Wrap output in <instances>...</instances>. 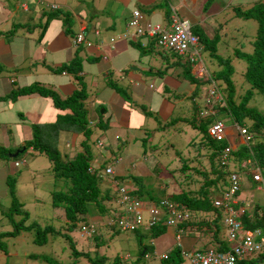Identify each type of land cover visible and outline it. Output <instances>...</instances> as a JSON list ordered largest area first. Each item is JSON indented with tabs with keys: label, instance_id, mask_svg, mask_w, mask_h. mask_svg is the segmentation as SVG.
I'll return each instance as SVG.
<instances>
[{
	"label": "crops",
	"instance_id": "crops-1",
	"mask_svg": "<svg viewBox=\"0 0 264 264\" xmlns=\"http://www.w3.org/2000/svg\"><path fill=\"white\" fill-rule=\"evenodd\" d=\"M2 1L4 3L0 1V22L13 20L10 22L11 28L15 23L16 26H20V30L16 29V32L13 31L11 35H6L8 29L0 28V145L15 151L20 150L31 139L30 126L35 125L40 130L42 145L57 151L60 150L61 155H66L69 158L75 153L81 152L79 144L83 139L82 134L75 127L68 125L69 110L56 109L49 98L41 97L37 93L18 96L13 101L5 99L11 91L16 89L38 86L54 92L60 100H63L78 89L76 82L80 81L86 90L83 109L86 111L87 120H90L88 116L92 115L94 122L100 120L101 123L109 124V128L106 130H97L100 137H97L95 142L100 141L104 145L102 153L89 148L92 166H101L106 160L110 161L111 155L115 154L113 152L110 155H105V138L107 147L110 148L116 144L119 137L125 138L127 143L126 135L129 130L136 129L138 131L137 133L129 132L133 135L129 137V140L132 139V141H135V138L143 130L142 124L131 118V112H128L123 106L122 99H119L118 94L115 93V97L112 94L113 90L105 84L107 77H110L117 86L126 92L131 91L129 92L131 95L133 91L134 93L136 90L141 91L140 87L143 86H147L149 89L147 87L146 89L158 97L157 92L168 91L167 87L176 89V85H185L182 88L183 93H180L182 95H188L194 89L193 85L191 87L184 79L180 78V70L176 66L174 68L167 66L169 65L167 61L164 64L166 65L165 74L162 73L163 75L160 77L154 71L148 75L149 79L147 80L141 75L144 71H151L146 66L147 60L158 51L152 48V43L149 41L144 42L145 45L141 46L140 40L133 36L132 30L130 34L128 33L127 29L129 28L126 24L133 10L140 13L141 25L145 23L166 25L169 23V17L175 14L178 19L186 20L191 24V32L193 29L206 39L217 36V33L214 32L218 30L216 27L218 22L223 15L226 17L227 14L233 12V9H248L261 3L264 10V0H105L104 2L102 0L101 5H98L100 2L95 5L97 0H91L88 4L86 0H76V3L57 0L52 4H47L46 1L35 0L32 3L31 0H23L16 7L11 5V0ZM81 3L82 6H80ZM8 6L12 7L11 10L7 8ZM52 6L57 8H52ZM35 7H37L36 10ZM32 8L34 13L26 16L29 9ZM15 9L21 10V12H17L21 16L16 13ZM55 11L56 15L49 17ZM64 14L68 19L66 20L69 24L68 32L64 31L63 27L65 18L62 15ZM5 19L7 20L3 21ZM122 25L121 31L119 28ZM99 26L105 30V40L100 36ZM89 30L92 31L88 32ZM88 33H91V37L87 36ZM114 35L117 36L114 38ZM77 36H81L82 41L74 45L72 41ZM134 43H138L145 53L140 55ZM74 56L80 60L81 71L77 74L79 80L71 74L59 70L60 66H67ZM159 58H162V54ZM127 66L132 67L128 73L125 71ZM111 74L117 75L119 79L117 80V77L112 79ZM166 74L170 78H166ZM122 80H126L124 85L120 84ZM99 81L102 83L101 90L96 89L92 93V90L98 88ZM112 95L113 97L109 101L108 96ZM128 97L131 100V96ZM173 103L175 100L169 104L165 103L164 114L171 112ZM140 125L141 127H139ZM224 134L227 144L232 145V148L242 144L240 137L236 143L233 142L231 128L225 126ZM26 152L35 156L40 155L33 152L30 147ZM124 156L130 155L126 151ZM118 158L120 159L118 163H114L112 160L107 163L113 170L114 180L116 177L134 176L135 173L141 175L138 173L141 167L136 168V166H141L143 161H147L149 155L146 157L145 154H141L135 162V173L133 170V173H130L126 165L122 164V159L119 156ZM133 163L131 162L130 165ZM12 166L14 167L13 164ZM0 167V181H3L7 176V167L4 164H0ZM122 184L127 188L133 186L125 178L122 180ZM0 186H2L1 183ZM99 189L104 195L108 192L109 198L113 193V186L108 181H101ZM236 198L237 200L241 199L239 193ZM249 212L246 211V215ZM210 219H206V224L199 228L197 226L182 228L184 229L182 233L185 236L181 235V247L184 251L192 252L189 250L196 246L201 249L207 247L216 249L219 246L218 242L227 246L219 221L216 238L213 233L214 226L212 229L210 228L213 224L208 223ZM164 231L167 232L165 235ZM174 234L173 228H164L162 233L156 237L157 239L154 238L152 251L156 257L169 256L174 247ZM158 237L167 239L162 248L160 247L163 238L157 242ZM156 263L161 264L162 261L158 260Z\"/></svg>",
	"mask_w": 264,
	"mask_h": 264
},
{
	"label": "rangeland",
	"instance_id": "rangeland-1",
	"mask_svg": "<svg viewBox=\"0 0 264 264\" xmlns=\"http://www.w3.org/2000/svg\"><path fill=\"white\" fill-rule=\"evenodd\" d=\"M0 1L3 2L2 0ZM20 1L23 0H11V5L13 7H16V5L20 3ZM31 1L32 3H34L35 0ZM38 1H46L47 4H52L57 0ZM68 1H73V3H76V0ZM86 1L88 4L91 0ZM101 1L102 0H97V2H95V5H97L98 2H100V4L98 5H101ZM104 1L105 0H103L102 2ZM82 3L80 6H82ZM7 8L10 9L12 7L8 6ZM33 8L29 9V12H27L26 16L34 13ZM36 8L37 7H35V10ZM52 8L57 7L52 6ZM15 11L16 13L21 12V10L17 11L16 9ZM17 14L21 16L20 13ZM224 17L225 16L223 15L216 26L218 27V30L214 32L215 34L217 33V43L215 44L216 51L214 52V54L217 55L218 58L220 57L222 59H230V64L233 68L230 76V81L233 82V85L235 87L234 100L235 102H238V96L243 93L246 87L245 84L242 83L241 76L244 70V62L240 59H235L233 51L239 50L245 53H250L251 46L249 42L251 43L254 40L257 26L254 20H241L236 17L234 12H230L225 18ZM6 20L7 19L3 21ZM12 21L13 20H11L10 22ZM10 22L1 21L0 28L2 30L8 29V33L20 30V26H16L15 23L13 24L14 27L11 28ZM118 22H120V20H118ZM98 29L100 31V36L105 40V30L102 28V26H99ZM119 29H121L122 31L123 25ZM91 31L92 30H89L88 32ZM127 31L129 34L131 33V29H127ZM193 32L194 31L192 29V33ZM87 36L91 37V33H88ZM116 36L117 35H114V38ZM161 53H163L162 58H159ZM201 58L205 66L204 67L202 65L201 68L203 71H205V73L206 69L208 73H214L215 71H218L220 69V67L217 65V60L212 58L207 51L205 52L202 50ZM165 61H167L169 64L173 62L172 53L170 51L159 50L155 54L153 53L152 56L148 58L146 65L151 69V71H144L141 75L147 80L149 79L148 75L152 73V71H154V73L161 72L165 74ZM131 68V66H127L125 71L128 73ZM172 68H174V66ZM191 73L193 75L197 73L196 67L192 68ZM165 77L170 78L167 76V74ZM111 78H116L117 80L119 79L115 74H111ZM125 82L126 80H122L120 81V84L124 85ZM99 83L100 84L98 85V88L92 90V93H94L96 89L98 91L101 90L102 83L100 81ZM216 84L217 83L213 81L212 84H208L202 92H198L196 96L197 100L194 101L195 104H200L202 106V109L199 111V113H202L201 116H199L198 113V118L204 120L213 115L215 117V120L222 119L220 121L223 124V128L227 126L233 131V142L236 143L238 138L240 137L242 143V137L237 134L232 123L229 122L230 120L228 118H225V116H223L222 114L221 117L215 115L217 113L216 110L222 106L220 95L222 97L224 96V84L222 83L220 86L219 93L221 94L217 93V91L215 90V88H217V86H215ZM165 85L169 86L167 84ZM184 86L185 85H176V89L167 87L168 91L163 90L162 93L157 92L159 97L152 91L147 90V86L140 87L141 91L136 90L135 93L133 91L132 95L131 93H129L131 91H127V99L122 98L120 95H117L119 99H122L121 103H123V106L127 109V111L131 112V118L135 119L136 122H140L142 124V133L139 131L141 133L140 135L142 136L141 138H139L140 135L138 134L137 138H135V141H132V139L129 140V137L133 136L131 135V133H129L130 131H134L136 133L138 132L136 129L129 130L127 132L128 134L126 135L128 140L127 143L125 138L119 137L116 144L114 146H110V148L107 147V139L105 138V155H110L114 152L115 154L111 156H119L122 159V164L126 165V168L130 173H135L134 170H136L137 167H141L138 172L141 175H137L135 173L133 177H138V182L139 184H142L144 191H146L156 199H163V195L166 196V194L178 192L180 189L197 190V188L201 185V178H199L193 171L190 172L191 178L184 177V175H180L178 173V169L181 165L180 160H187V164H190L191 168L194 167L198 168L199 170H202L203 168H205L206 170L208 168L206 154H197L199 135H196L195 131L190 129L189 126L185 124V122L177 120L172 121L175 117L178 116H188V113L184 115L182 114L186 113L182 109L184 105L189 106V110L192 108L191 105H189L192 100L190 101V98H184V96L180 94L183 93L182 88ZM190 86L192 87V85ZM112 94L116 97L115 92ZM172 94L180 97V99L175 100V103L179 104L175 106V103H173L171 112L164 114L163 111L166 108L163 107L166 106L165 103L169 104L172 103V101L174 102ZM113 95L108 96L109 101H111ZM128 96H131V100L130 98L128 99ZM248 106L255 108L259 113L264 114V98L260 94L254 93L252 98L248 102ZM141 107H143V109H141ZM195 111L196 109L194 110V112ZM204 111L206 112V114L202 115ZM88 119H90V122H94V116L89 115ZM88 127L91 129V135L87 140V145L95 152L100 151L102 153L104 145L97 146L95 143V139L97 137H100V134L97 132L98 129H95L94 126ZM139 127H141V125ZM242 128L248 130L246 127ZM224 135L225 134L223 129V136ZM261 140L264 141V137ZM140 143H144L143 149ZM0 147L4 148L5 150L8 149V147H5L4 145H0ZM229 147L231 150L235 149L232 148V145H230ZM126 151L127 154H129L133 158H131L130 156L125 157L124 153H126ZM58 153H61V151L58 150ZM142 153H144L146 157L149 155V158L147 161H143L141 166L137 165L135 168V162L140 158ZM19 158L20 159L16 160L17 163L18 160L20 162L21 160H24V163L20 164L19 167H13V161L1 158L0 164H4L7 167L6 175L10 174V176L14 180V187L16 188L15 197L17 201L22 204L21 212H23L27 216V219L23 222V225L32 223L34 224V228L28 231L20 232L16 236L6 237L2 240L6 245V251L0 252V264H45L39 260L31 259L29 256H45L54 259L59 263L68 264L72 261V250L71 247L67 246L65 240H63L62 234H67L69 236L72 242V247L75 248L77 252L87 253L88 257L91 259L95 258L96 256H104L107 260L111 261L114 257H118L121 260H128V262H132L136 258H139V263L142 264H159L156 263L158 259L152 251L154 249V246L152 247L154 239L149 238L148 233L140 232V234L143 235L141 244H148V246L151 244V246H149L150 251L147 252L146 258L139 257L140 246L137 243L138 236L136 237L133 233L128 232H118L116 230L110 231V228L107 229L105 226H102L105 222V213L100 216H98V214H95L93 216L89 215V213H86L80 220L76 222L75 227L71 232H66L62 210L59 208L53 209L51 207L50 193L52 191H64L66 187H68V182L62 177H55L54 173H52L51 171L48 159L43 154L35 156L25 151L20 155ZM131 162H134L133 165H130ZM199 164H201L203 167H201V165ZM245 167L246 169L242 171L243 174L241 178L243 179L240 184L239 197L241 198L240 200L243 201V204L247 211H250L253 206H256L257 214L260 215V210H264V168L260 169L262 183H255L251 180V167L249 165H245ZM231 171H233V169ZM165 172L170 173L171 178H169L165 174ZM234 172L235 174H238L237 171ZM0 183L2 184V186H0L1 233L5 231H11V225L9 219L7 220L3 216H1V212H5L9 207V197L7 193L8 191L5 178L3 179V181H0ZM216 196H219L217 192L212 195V197ZM114 207L115 206L113 204L108 205L105 203V208L114 209ZM212 215L213 212H209L206 216V219H210ZM11 219L12 221L17 222L18 220L22 219V215H14L11 217ZM84 223H91L96 226V229L94 231L95 234L93 235H97L96 237H99L97 248H95L94 246L95 243L93 242L91 233L81 234L79 227ZM45 226H50L52 230L56 232V234L46 233L45 243L40 245L34 241L36 228L42 229ZM210 228L212 229L213 225H211ZM166 233L167 232H165L164 235ZM183 235L184 233L182 234V236ZM168 238L170 239V236H168ZM161 239L163 240V242H161L160 248L164 247L167 242L166 237H160L157 242H160ZM170 240L172 241V239ZM199 249L201 248H199V246H196L195 248H191L189 251ZM261 255H264V253L259 252L252 254L245 260V262H247V264H264V256L261 257ZM77 262L78 264L88 263L86 258H79ZM182 264L188 263L186 262V260H183Z\"/></svg>",
	"mask_w": 264,
	"mask_h": 264
},
{
	"label": "trees",
	"instance_id": "trees-1",
	"mask_svg": "<svg viewBox=\"0 0 264 264\" xmlns=\"http://www.w3.org/2000/svg\"><path fill=\"white\" fill-rule=\"evenodd\" d=\"M233 12L236 17L241 20H254L257 26L254 40L251 43L249 42L251 46L250 53H245L239 50L233 51L234 58L240 59L244 62V70L241 76L242 83H244L246 87L243 93L238 96V102H235L234 100L235 87L233 82L230 81L231 72L233 70L232 65L230 64V59H222L220 57L218 58V56L214 54L216 51L215 44L217 43V36L206 39L202 34L196 31L193 32L194 34L192 33L197 37L199 44L202 45L203 51H207L212 58L216 59L217 65L220 67V69L214 73L207 72L208 78L205 76L202 79L194 78L190 74V65L187 62L181 61L180 58L175 54H172L173 62L167 65L170 67L176 66L180 70V78L184 79V81H186L189 85L194 86V89L191 91V93L186 96L183 95L184 98H190L189 100H192V102L189 104L192 107V112L191 109L189 110V106L184 105L182 109L186 113L182 114L184 115L188 113V116H178L172 121L177 120L185 122V124H187L190 129L195 131L196 135H199L197 154H206L208 168L206 170L205 168L202 170L194 167L191 168V165L187 164V160H180L181 165L178 169V173L180 175H184V177L191 178L190 172L193 171L199 178H201V185L197 188V190L180 189L178 192L166 194V196L163 195L162 198L172 202L178 209L188 214V220L184 221L183 224H181V227L197 226L199 228L202 225H205L207 222L206 215L212 211L213 215L208 223L213 224V233L215 235L217 234V225L220 219V213L211 206L212 195L215 192L220 194V192L224 190L227 185V176L229 174H235L234 171H237L238 175L240 174V176H242V171L246 169L245 161L248 160L252 163L254 162L259 167V169L264 168V141L261 140L264 137V114H261L255 108L248 106V102L254 93L260 94L264 98V10L262 5L257 3L248 9L235 8L233 9ZM56 13L57 12L55 11L49 17H53V15H56ZM62 16L65 18V14ZM66 18L63 19V27L64 31L68 32L67 26L69 24L66 22V20H68ZM11 34L12 32L7 33L6 35ZM134 46L140 55L145 53L143 48L138 43H134ZM59 70L65 71L67 74H71L74 78L79 80L77 78V74L81 71L79 58L76 59V56H74L67 66L62 65L60 66ZM157 75L160 77L162 73H157ZM209 80L217 83L215 85L217 86V88H215L217 93L220 91L221 84H224V96L222 97L220 95L222 106L216 110L217 113L215 115H218V117H221L222 115L225 116V118L230 120L229 122L236 124L240 128L246 127L248 130H245L252 136L251 143H249L248 146L243 144L236 146L234 150L229 151L225 160H221L223 149L229 146L225 137L222 139H212L208 137L206 131L211 123L215 121V117L209 116L204 120L199 119L198 113L202 109V106L200 104H195L194 102L197 100L196 96L198 92H202L207 87ZM76 83L78 89L73 94H71V96L63 100H60L54 92L40 88L38 86H29L16 89L11 91L9 95L6 96L5 99L10 101L15 100L18 96H26L32 93H37L41 97L49 98L56 109L69 110L70 115L68 119V125L72 126L73 128L75 127L82 134L83 140L79 144L81 152L75 153L71 158H69L66 155H61L57 150L50 148L49 146L42 145L40 140V130L35 125H31V139L24 144V150L21 152V154H23L29 147L36 154H43L48 159L51 171L54 173L55 177H62L68 182V187H66L64 191H52L50 193L51 207L53 209L59 208L62 210L66 232H71L74 229L76 222L80 220L86 213H89V215L93 216L95 214L100 216L105 213V222L102 226H105L107 229L110 228L111 230L120 232V230L116 229L114 226L108 227L104 225L107 219L112 217V211L108 210V208H105V203L110 204L113 201V195H111L109 198L108 192L104 195V193L100 191L99 185L102 178L98 177L95 171L92 174L87 172V168L92 166L91 156L89 154V146L87 145V140L91 135V129L88 127L90 126L89 120H87L86 111L83 109V101L86 98V90L82 82L77 81ZM105 84L116 94L120 95L122 98H126V91L117 86L113 80L110 79V77L106 78ZM172 96L174 100L180 99V97L175 96L174 94H172ZM177 104L175 103V106ZM195 109L196 111L194 112ZM98 114L99 113L97 112V115ZM94 127L100 131H103L109 128V124L106 122L105 124L101 123L99 120L97 124L94 125ZM140 144L143 149L144 143ZM14 152L15 150H5L4 148L0 147V158L15 162L17 159H19L21 154L17 155L13 159L9 158V155L13 154ZM115 158L118 159V156L111 157L112 162H114ZM111 160H106L105 163L99 166V173H102L100 171L101 169L109 166L107 163H110ZM201 167L203 166L201 165ZM232 169L233 171H231ZM165 174L171 178L170 173L165 172ZM124 178L130 182L131 185H133L130 195L134 197V199L155 202L161 200V198H153L150 194L144 191L142 184H139L138 182V177L127 176L118 178L116 177L115 179L119 182H122ZM5 182L7 184L9 207L5 212H1V216L7 220H10L11 231L0 233V252L6 251V245L2 241L4 238L16 236L20 232L28 231L34 228V224L32 223L23 225V222L27 219V216L21 212L22 204L19 203L15 197L14 180L10 174L6 176ZM20 214L22 215L21 220H18L17 222L12 221V216ZM240 221L244 225L245 229L252 230L253 228H260L262 227L264 221V210H260V215H258L256 206H253L249 214L242 216ZM162 231V227H156L149 229L147 232L149 238L153 239L162 233ZM46 233L56 234V232H54L50 226H45L42 229L36 228L34 241L42 245L45 243ZM128 233H133L136 237L138 236L137 243L140 246L139 257H143L148 251H150V247L148 245L141 244L143 235L140 234V232L133 230L132 232ZM93 234H95V232H92L91 235L93 242L95 243L94 246L97 248L99 237H96L97 235ZM215 237L217 238V235ZM62 238L67 243V246L71 247L72 250V261L68 264H78L77 260L79 258H86L89 264H142L139 263V258H136L132 262H128V260H121L118 257H114L111 261L107 260L104 256H96L95 258L91 259L88 257L87 253L77 252L75 248L72 247L71 239L67 234H62ZM218 245L219 246L216 249L226 248L225 244L222 242H218ZM262 256L264 255H261V257ZM29 257L34 260H39L45 264H63L45 256ZM182 263L183 260L180 257L179 250L175 248L166 258V260L162 261L161 264ZM242 264H247V262L244 261Z\"/></svg>",
	"mask_w": 264,
	"mask_h": 264
},
{
	"label": "built area",
	"instance_id": "built-area-1",
	"mask_svg": "<svg viewBox=\"0 0 264 264\" xmlns=\"http://www.w3.org/2000/svg\"><path fill=\"white\" fill-rule=\"evenodd\" d=\"M141 15L137 10L130 13V18L126 26L132 30L133 36L140 40L141 46L144 42H151L152 48L157 51H170L178 56L181 61L187 62L191 67H196L195 77L208 78L202 70L200 57V46L198 39L191 33V24L186 20H180L175 14L169 17L166 25L145 23L141 25ZM82 41L81 36L73 39L74 45ZM213 81L209 80V84ZM216 90V89H215ZM212 109V108H211ZM199 113V116H201ZM212 113V112H209ZM204 111L202 115H205ZM213 116V115H211ZM237 134L242 137V144L248 146L252 136L244 128L232 124ZM225 128V127H224ZM223 124L220 120H215L207 128V135L212 139H222ZM100 146V142L97 143ZM232 151L226 147L222 151L221 160L226 159V155ZM115 162H119L116 159ZM245 165L251 167V180L255 183H262L259 167L253 162L245 161ZM14 166H17L15 163ZM94 167L89 166L87 172L92 174ZM102 173L95 172L98 177L105 179L112 175V169L106 167L101 169ZM242 178L240 174H229L227 185L217 197L211 198V206L220 213L219 224L223 230L224 240L227 244L225 249L204 248L192 252H186L180 245V230L178 225L187 221L189 216L181 211L170 201L165 199L158 202H145L134 199L130 195V190L124 185L112 182L115 186L116 198L113 202L115 206L111 209L112 217L104 225L115 227L120 231L132 232L133 230H149L158 225H164L175 229V246L179 249L180 257L188 264H242L248 257L255 253H264V221L262 227L245 229L240 218L246 215V208L241 200L236 196L240 190ZM93 224H84L79 227L81 234L94 232ZM159 259H166V255H160Z\"/></svg>",
	"mask_w": 264,
	"mask_h": 264
},
{
	"label": "clouds",
	"instance_id": "clouds-1",
	"mask_svg": "<svg viewBox=\"0 0 264 264\" xmlns=\"http://www.w3.org/2000/svg\"><path fill=\"white\" fill-rule=\"evenodd\" d=\"M192 33V32H191ZM198 44H199V42H198ZM199 46H200V44H199ZM201 52H202V47L200 46V57H201ZM201 61H202V58H201ZM202 65L204 66V64H203V61H202ZM189 68H190V74L194 77V78H202V77H195L192 73H191V70H192V68L193 67H191V66H189ZM206 69V68H205ZM206 74H207V76H208V73H207V71H206ZM95 124H97V122H89V125L90 126H94ZM209 137V136H208ZM98 142H100V141H96L95 143H96V145H97V143ZM98 146V145H97ZM100 146H102V144H101V142H100ZM119 159V158H118ZM115 160H116V158L114 159V163H118V162H115ZM120 160V159H119ZM17 164V166L19 165V164H22V163H24L23 162V160L21 161V162H19L18 161V163L15 161L14 163H13V165L14 164ZM99 166L100 165H96V166H93L95 169H94V171L95 172H99L98 171V169H99ZM108 167H110V166H108ZM111 168V167H110ZM112 169V168H111ZM101 171V170H100ZM101 181H108L112 186H113V193H112V195H113V201L110 203V204H113V202H114V200H115V198H116V195H115V186L113 185V183L112 182H116V183H120V184H122V182H119L118 180H114L113 179V170H112V175L111 176H108V177H106L105 179H102ZM122 185H124V184H122ZM125 186V185H124ZM126 187V186H125ZM127 188V187H126ZM128 189H131L130 190V192L132 191V189H133V187L131 186V188H128ZM161 200H163V199H161ZM140 201H145V202H155V201H149V200H140ZM160 201V200H159ZM156 202H158V201H156ZM109 205V204H108ZM108 210H111V209H109L108 208ZM108 220V219H107ZM88 224H91V223H88ZM181 224H183V223H181ZM181 224L180 225H178V229L181 231L180 232V245H181V235L183 234L182 233V231L184 230V229H182L183 227H181ZM82 225H84V224H82ZM94 225V224H93ZM81 226V225H80ZM95 226V225H94ZM156 227H162L163 229L164 228H170V227H166V226H164V225H158V226H155L154 228H156ZM95 229H96V226H95V228H94V231H95ZM152 229V228H151ZM175 230V229H174ZM110 231H111V229H110ZM138 232H146V233H148L147 231L148 230H141V229H138L137 230ZM174 237H175V234H174ZM154 239V238H153ZM148 245V244H147ZM149 246H151V244L149 245ZM178 249L176 246H175V239H174V247L172 248V249ZM182 248V247H181ZM183 249V248H182ZM179 250V249H178ZM179 254H180V252H179ZM147 257V253L143 256V258H146ZM168 256H166V258H167ZM157 259L158 260H161V259H159V256L157 257ZM164 260H166V259H164ZM164 260H161V261H164Z\"/></svg>",
	"mask_w": 264,
	"mask_h": 264
},
{
	"label": "water",
	"instance_id": "water-1",
	"mask_svg": "<svg viewBox=\"0 0 264 264\" xmlns=\"http://www.w3.org/2000/svg\"><path fill=\"white\" fill-rule=\"evenodd\" d=\"M101 113V111H100ZM24 148H21L20 150H16L13 154L9 155V158L13 159L15 158L17 155L21 154V152H23Z\"/></svg>",
	"mask_w": 264,
	"mask_h": 264
}]
</instances>
